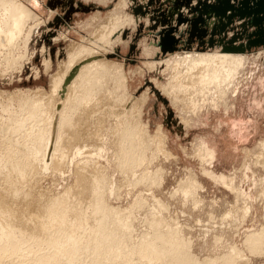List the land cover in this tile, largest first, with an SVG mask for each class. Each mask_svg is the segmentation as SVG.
<instances>
[{
	"label": "rangeland",
	"instance_id": "374dc122",
	"mask_svg": "<svg viewBox=\"0 0 264 264\" xmlns=\"http://www.w3.org/2000/svg\"><path fill=\"white\" fill-rule=\"evenodd\" d=\"M123 1H126L127 5L123 6ZM222 1L224 2V0L24 1L42 17V23L40 26L38 25L39 27L34 26L32 29L28 57L19 60L14 65H9L2 59L0 60V62L3 61L0 63V105H2L0 107V246L7 248L6 251L0 254V264H40L41 260L46 259L54 262V264H70L67 261L58 262V257L53 259L54 256L49 254L44 256L43 252L41 254V242L48 235L57 233L56 226H48L51 219H46V217L48 218V215L53 216L54 209H57L61 203L66 205L68 200V207L75 205L78 201L82 203V207H86L90 203L94 204L91 199L97 196L91 194V192L96 186L99 187L97 191H101L106 195L104 196L106 199L104 204L108 203L116 207L130 208L136 203L137 199L139 200H137V203L142 201L143 204L145 203L144 206L140 203L137 212H135L139 214V219L136 220L140 221L134 223V227L139 232L149 229L150 219L152 218L151 220L153 221L156 216V214L153 215V212L157 210L155 213H157L158 217L156 216L157 218L154 220H165L168 223L175 221L183 226V235L186 238L189 237L187 239L192 242L193 252L198 259L203 260L206 257L223 256V254H228L232 251L230 248L236 245L241 250L243 249L245 260L248 259L247 261H249L242 260L239 264H264V248L258 252H251L248 248H245L246 237L264 229V46H251L252 51H247L248 61L245 68L237 74L234 80H231L234 83L233 85L228 83L230 87L226 83L224 85L220 84L221 87H210L211 89H208V92L211 93L206 94L208 93L206 92L200 96L198 94L199 97L197 93H192L191 97L190 91L185 94L183 91L177 95L178 101L174 97L169 96L165 90L168 88L172 78L170 71L165 70L164 66L166 63L164 61L171 55L167 53L170 51L165 48L163 44L165 41L162 36L169 27L172 30L175 24H179L180 29L183 24L182 29L180 31L178 29L179 32L175 33V35H178L176 37L179 38L180 43L174 52L180 54L185 51L222 52L223 44L228 43L236 33H242L239 43L245 44L247 48L250 40L257 39L256 33L261 24L257 25L252 18H247L246 21H243L238 15L234 17L233 24L229 25V30L225 36L221 32L220 34L214 33L211 23L206 25L199 23V25L202 24L201 27L208 30L207 37L199 39L198 36H195L192 39L191 31L194 26L191 24L192 21L196 18L200 21L202 16L205 17L206 14L204 9L202 11L205 14L200 13V8H203L204 4H208V7H211V5L216 6ZM233 1V4L239 8L244 0ZM254 7L261 8L264 5H254ZM176 10L178 11L177 13L175 12ZM116 16H120L123 19L132 18L133 22L132 24L125 22L126 25L123 26L125 27L122 35L123 43H116L114 46L112 45L113 47L110 45L107 47L108 49H103L101 50L103 52H100L110 62L123 64L124 73L129 80V95L133 97L132 100L128 98H126L127 101L125 98L122 101L119 100L121 92L117 91L114 92L115 96L111 95L107 90L111 89L112 84L105 85L107 87L102 91L106 92L105 96L107 98L104 97L105 100L101 98L103 102L99 104V107L91 106V109H88L89 112L91 110L94 113L90 112L88 114L89 119L93 115L91 116L94 118L92 119L93 121L91 119V122L89 119L86 121L83 118L80 126L78 125L76 128L70 125L66 126L67 131L64 128L65 131H63L69 133L70 136L67 134L69 137L73 133L76 134L73 136L77 137L75 141L72 136V141L70 140L71 138L67 139L68 136L66 135V137H63L65 141H62L61 147L59 146L61 143H58L60 151L62 148L70 146L61 151V153H66L67 158L65 154H62L67 160L60 155L61 153L56 154V156L58 155V158H56L58 161L55 160V162L63 165L56 168L55 165H52L48 156L49 166H45L42 159L32 160L30 157L31 153L28 150L32 146L31 133L34 130L33 128H35V122L32 121V126L30 121H25L27 124L30 123V125L28 124V127L25 125L27 128L24 126L23 129L16 125L19 120L26 119L25 115L22 114V109L26 108V104H29L28 99L32 98V95H35L33 99H36L40 97L38 95L43 91L47 95L51 93L52 79L57 77L69 65L70 58L68 57L74 52V46L94 48L92 46L94 43L90 42H94L95 39L98 40V38H95L97 37L95 33L99 31V28L110 27L111 22L117 18ZM262 17H264V13ZM216 24L219 25L220 20L216 21ZM245 25L246 28L244 30L243 26ZM212 40H214V45L211 44ZM168 45L170 44L168 43ZM73 56H75V61H79L77 54L75 55L74 53ZM89 61L90 58L78 63V66H73L71 73H69V78L75 76L78 73V69ZM150 63L151 65H149ZM47 66L51 68L48 69ZM60 68L62 69L61 71ZM215 88L219 90L218 93ZM39 89L41 92H39ZM213 89L216 90V92L214 91L215 93ZM37 90L38 92H36ZM221 90L224 92H221ZM146 93L149 99L144 103L143 98ZM205 94L210 95L208 96L209 98H205ZM202 95H205V97L201 98ZM217 96L219 101L216 98ZM7 97L9 98L7 99ZM42 97L45 98V96ZM225 101L227 102L225 103ZM142 102L143 113L141 122L142 125L149 129V136L138 135L139 137L137 138L136 136L135 140L137 141L141 138L140 145L138 144L139 140L137 143L133 140L135 143H132L137 149L141 145L144 146V140L149 142L151 147L147 150V154L146 151L143 153L141 148L132 152L130 140L128 142L127 139L119 137L121 132L126 129L135 128L139 131L136 128V126L139 127L137 125L139 112L136 107L139 108L138 105L142 104ZM198 102L203 104L200 103V105L202 104L200 106ZM195 103L198 105V108L196 107L197 110L201 107L202 111L195 110L197 112L192 114L190 107L193 106L192 111H194V105L197 106ZM204 103L206 104L204 105ZM213 103H216L215 105L218 104L217 108ZM115 104L117 105L115 106ZM2 110L5 112L2 113ZM104 110H107V112ZM121 110L124 113L127 110L126 116ZM111 112L114 115H109ZM7 114L9 115L7 116ZM10 115H13V118ZM120 117H122V121L124 119L125 125L120 122ZM182 118L189 119L190 123L186 124ZM97 119H100L103 124L104 128H101L102 131H99L100 127L97 126L99 123ZM119 122L123 126H118ZM29 126L32 127L29 128ZM160 127L168 138L166 149L172 153L174 158L172 156L168 158L165 154L163 156L160 154L161 152L158 154L159 142L153 137L156 136ZM133 133L137 132H130L128 135L131 136ZM120 138L127 143H123ZM68 140L71 142H68ZM67 142L68 144H66ZM79 149H81V152H79ZM91 150L93 151L91 152ZM100 150L102 151L100 152ZM207 150L210 153H214L213 159L206 156ZM138 151L142 153L141 156L145 154L142 157L143 159L145 158L144 162L141 161V157H138ZM89 154L92 155L90 156ZM61 157H63V160L61 159L62 162H60ZM20 168L23 169L24 174L17 172ZM204 169L212 171L218 176H224L229 181L226 184H223L222 181V183L220 181L215 182L213 178L204 174ZM161 170L164 172H161ZM158 172L162 173L163 175L161 176L163 177ZM145 174L147 175L145 176ZM192 174V179L196 177V182L193 183L195 188L192 190L195 192L198 189L195 192L197 196L193 195L194 192L191 189L185 188L186 186L188 188L192 187L190 186L191 178H188ZM158 175L160 178H157ZM142 177L144 178L142 179ZM151 179L155 180L153 182H156V184H152ZM192 179L191 181H193ZM232 179H234V183L230 181ZM159 182H162L161 186H153L160 185ZM197 182L199 184L198 188L196 187ZM231 182L233 185L228 187ZM181 183H183V186ZM243 184L246 185L245 194L237 195L236 192V194L229 192L233 187L240 190ZM181 186L185 189L184 191H192L193 194H190L192 196L188 195L186 196L188 198H186L185 195L187 194L183 192ZM178 187L180 190L175 191ZM118 188L120 191L122 190L121 193L117 190ZM228 188L231 189L229 190ZM110 189L113 190L111 191ZM70 191L73 193L71 194ZM78 193L81 194L78 195ZM138 193H141V195L136 196ZM172 193H174L175 198L172 196L174 199L171 197ZM60 195H63V198ZM72 195L75 196L73 197ZM117 196L121 197V199H118ZM189 196L192 199L194 196L193 202L189 199ZM137 197H140V199ZM72 198L76 199L72 200ZM151 198H154V200ZM59 199L64 200H60L62 201L60 202ZM66 199L68 200L65 201ZM156 201H161L162 204H165L163 207H166L167 209H165L168 211L164 208H159L162 204H158L159 206L156 208ZM194 202H197V204L195 205ZM235 204L238 205L239 209H235ZM56 206L57 208H55ZM62 206L59 207L62 209ZM141 206L143 208L146 206V208L143 209ZM52 207L53 211L50 212H53V214L49 212ZM140 207L142 210H139ZM151 207L154 210H151ZM245 207H250V213L246 216V219L242 216ZM230 211L232 214L227 216L226 214L230 213ZM150 215H152L151 218L149 217ZM225 215L226 217H224ZM50 216L49 218L52 217ZM171 216L173 217L171 218L172 220L169 218ZM147 218L150 219L148 220ZM225 218L226 222L224 221ZM132 220L135 221V218ZM141 220L143 223H141ZM211 229L213 230L211 231ZM208 230L210 232H207ZM216 235L222 238L223 243L220 244L222 246H214V239L212 238ZM10 246H13L14 250H11ZM88 257V254H85V256L79 255V260L76 263L84 264L83 261L86 260L85 263L89 264L88 261H91V258ZM61 258L65 259L63 256Z\"/></svg>",
	"mask_w": 264,
	"mask_h": 264
},
{
	"label": "bare ground",
	"instance_id": "6f19581e",
	"mask_svg": "<svg viewBox=\"0 0 264 264\" xmlns=\"http://www.w3.org/2000/svg\"><path fill=\"white\" fill-rule=\"evenodd\" d=\"M24 1L25 0H0V60L2 59L4 62L9 63V65L10 64L14 65V63L19 62V60H22V59L28 57L29 52H30L29 45H30V41H31V37H32V35H31L32 29L34 28V26H38V25L40 26L42 23V21H41L42 17H40ZM102 1H107V0H102ZM233 2H234L233 0H224V2L222 1V2H220V4H218L216 6L211 5V7H208L207 6L208 4H204L203 8H200L201 9L200 13H202L204 15L205 13L202 11L204 9V11L206 12L205 17L202 16L200 21H199V19L196 18L191 23L194 25L192 28V31H191L192 39L195 36H198L199 39H201L205 36L207 37L208 30L204 29V27H201V25L202 24L206 25V24H210V23L212 24V26L214 28V30H213L214 33L220 34V32H221L225 36L227 31L229 30V28H228L229 25L231 23L233 24V22L235 20L234 17H236L238 15L239 17H241L243 19V21H246L247 18H252L253 21H255L257 25L261 24L257 30V33H256L257 39L256 40H253V39L250 40V43L248 44V48L246 47L245 44L242 45L243 43H239V38L242 36V33H240V34L236 33L229 42L227 41L228 43L223 44L222 52H220V51L219 52H217V51L216 52L215 51L214 52H208V51L207 52H192V51L186 52L185 51L184 53L180 54V53L174 52V50L177 49V46L180 43L179 38L176 37L178 35H175V33L179 32L180 29H182L183 24H182V27L180 29L178 26L179 24H175V26L173 27L174 29L172 28V30H171L169 27L168 30L166 29L167 32L163 34L162 38L164 39L166 37V39L169 40V42H166V43L163 42V44H164L165 48L170 51V52H167L168 55H171L167 58L166 61H164V63H166V65L165 66L163 65V66L165 67L166 71H170L171 78H172L170 84L168 85V88H166L165 90H166V93L169 94V96L174 97L176 99V101H178L177 95H179L183 91H184V94L187 93L188 91H190L191 97H192V93L193 94L197 93V96H198V94L200 96L201 94L208 92V89H211L210 87H214V86L221 87L220 84L224 85V83H226V85H228V87H230L228 83H232V85H233L234 83L231 80H234V78L237 76V74H239L240 71L245 68L247 61H248V52L247 51L252 49L251 46H253V47L254 46H264V25H263L264 17H262V15L264 13V7H261V8L260 7H254V5H256V6L259 4L264 5V0H244L239 8H237L236 5L233 4ZM122 4H123V6L127 5L126 1H123ZM122 4H121V6H122ZM175 12L177 13L178 11L176 10ZM118 17L115 20H113V22L110 21L112 24L109 22L111 24V25L109 24L110 27L106 28V27L102 26L103 28H101V29L99 28V31H97L95 33V36H97L95 38H98L99 41L93 37L95 40H94V42L92 41L90 43H94L92 45V46H94V48L84 47V46H74L75 45L74 44L73 45L74 46V52L72 53V55L70 57H68V58H70L69 65L68 66L66 65L67 67H66V69H63L64 71H61L62 69L60 68V71L63 73L60 72V74L57 77L54 76L55 78L52 79L53 81H52V86L50 89L51 93H49L47 95L44 93V91L41 92V90L39 89L40 90L39 92H41V93L38 95V97L40 96L39 97L40 99L39 98L33 99V96H35V95H32V98L30 97V99H28L29 104H26L27 106H26V108L22 109L23 111L21 110L22 114L25 115L26 119L19 120L16 123V125H18L21 129H23L25 125L27 126L28 124L30 125V123L32 124V121L35 122V124H34L35 128H33L34 130L31 133V145L32 146L30 145L31 148L28 150V152L31 153L30 157L32 158V160L42 159L44 165L49 166L48 160H47V156H48V157H50V162H52V165H55L56 168L63 165V164L60 165V163L55 162V160L58 161V159H56V158H58L57 157L58 155L56 156V154L61 153L62 149L68 147V146H66V147L62 148L61 151H60V149H58L59 146L61 147L62 141L63 140L65 141V139H63V137L64 136L66 137V135L69 134V133L64 132L65 131L64 128L66 126H69V125L71 127L73 126V128L78 127V125L80 126L83 118L86 119V121H87V119H89L88 114L91 112V110L89 112L88 109H91L90 108L91 106H94V107L96 106L95 108L99 107V104L103 102V101H101V98L104 99V97H106L105 96L106 92L102 91V90L105 87H107L109 84H112V87H111L112 90L111 89L107 90L109 94L114 95V92L119 91V93L121 92V95H119L117 93V95L121 96V98L119 100L122 101L124 98H125V100H126V98H128L129 100H132L133 97L129 95V80H128L126 74L124 73L123 64H116L114 62H110L103 54H101V52H103L101 50L106 49L110 45L114 46L116 43H118V44L123 43L122 35L124 33V30H125V27H123V26L126 25L125 22L130 23V24H132V22H133L132 18H124L123 19L122 17L120 18V16H118ZM218 20H220L219 25L216 24V21H218ZM108 21H109V19H108ZM199 23H202V24L199 25ZM245 28H246V25L243 26L244 30H245ZM178 29H179V31H178ZM214 33H213V35H214ZM222 34H221V36H222ZM171 40H173L174 44H171V42H170ZM213 42H214V40H212L211 44H213ZM168 43L170 45H168ZM164 46H162V47H164ZM106 51H108V50H106ZM74 53H75V55L77 54V57L79 56L78 57L79 61L74 60V57H75V56H73ZM164 53H166V52H164ZM80 56H82V57L80 58ZM89 58H90V61L88 63H86L87 62L86 61L85 62L86 64L82 65L80 67V69H78V73L75 76H73L72 78H69V73H71V69L73 68V66H75L78 63H80L86 59H89ZM3 61H1L0 63H2ZM161 63H163V62H161ZM47 64H49V63H47ZM155 64H153V65H155ZM149 65H151V63ZM147 67H148V65H147ZM10 68H11V66H10ZM49 68H51V67H48V69ZM105 85H107V86H105ZM224 87H226V86H224ZM228 87H226V88H228ZM215 89H217V88H215ZM224 90H226V89H224ZM214 91L216 92V90L213 89V92ZM218 91L219 90L217 89V93H218ZM222 91L223 90H221V92ZM36 92H38V90ZM103 92H105V94H103ZM209 93H211V92H208L206 94H209ZM35 94H38V93H35ZM223 94H225V93H223ZM226 94H227V92H226ZM11 95H12V97H14L13 94H11ZM111 95H108V96H111ZM205 95H202L201 98H204ZM218 95H220V94H218ZM42 96H45V98ZM208 96H210V95H206L205 98H207ZM2 97H4V96H2ZM185 97H186V95H185ZM187 97H188V95H187ZM8 98L9 97H7V99ZM21 98H23V97H21ZM216 98H218V96ZM224 98H225V96H224ZM93 99H95V100L93 101ZM148 99H149V97L146 93L144 95V98H143L144 103H146ZM182 99H184V98H182ZM188 99H187V101H188ZM195 99H197V98H195ZM115 100H113V101L115 102ZM202 100H204V99H202ZM218 101H219V98H218ZM12 102H13V100H12ZM196 102H197V100H196ZM202 102H200V103H202ZM211 102H212V100H211ZM226 102L227 101H225V103ZM124 103H126V102H124ZM200 103H199V105H200ZM117 104H115V106ZM119 104H120V102H119ZM205 104L206 103H204V105ZM218 104H219V102H218ZM121 105H123V104H121ZM142 105H143V102H142V104L140 103V105H138L139 108L136 107L138 112H139V117L137 119V122H138L137 125L139 127L136 126V128L139 131H137L134 128L131 130L126 129L123 132H121V134L119 133L120 134L119 137H121L122 139L125 138L128 140V142L130 140V143H131L130 149L132 150V152H134L136 149V147L133 146L134 145L133 143H135V142L137 143V141L139 140L138 144L140 145L141 138L136 141L135 140L136 136H137V138L139 137L138 135L149 136V129L146 128L144 125H142V122H141V118H142L141 115L143 113V106ZM217 105H215L216 108H217ZM1 106L2 105H0V107ZM192 107L193 106L190 107L191 109L188 107H183V108L190 109L191 112H193L192 114H195L194 112H197L198 110L202 111V109H200L201 107L197 110L198 105L197 106L194 105V107H195V109H193L194 111H192ZM125 108H126V105H125ZM195 110H197V111H195ZM104 111L107 112V110H104ZM126 111H125V113H126ZM3 112H5V111L2 110V113ZM14 112L17 113L16 111H14ZM125 113H124V115H125ZM92 114H94V113H92ZM95 114H97V113H95ZM111 114L114 115V113H112V112L109 115H111ZM8 115L9 114H7V116ZM84 115H86V116H84ZM10 116H12V118H13V115H10ZM91 116H93V115H91ZM91 116H90V119L91 120L94 119ZM186 118H184V119L182 118V120L186 124H189L190 120L186 119ZM9 119H10V117H9ZM119 119H120V122H122L125 125L124 119H123V121H122V117H120ZM91 120H90V122H91ZM97 120H98L97 122H99L97 126L100 127L99 131L100 130L102 131L101 128H104L103 124H102L100 119H97ZM3 121H4V119H3ZM25 121H30V123L27 124ZM83 122H84V120H83ZM120 125H122V124L120 123L118 126H120ZM32 126H33V124H32ZM32 126H29V128ZM118 126H117V128L119 129ZM71 127H70V129L73 130V128H71ZM123 128L125 129V127H123ZM66 131H67V129H66ZM17 132L18 131H16V133ZM118 132H120V131H118ZM118 132H117V134H118ZM130 132H137V133H133L131 136H129L128 134ZM139 132H140V134H139ZM17 134H19V133H17ZM74 134L75 133H73L71 135L73 136ZM21 136H22V134H21ZM69 136H70V134H69ZM69 136L67 137V139L71 138L70 140H72V136L71 137H69ZM76 137H74L75 141H76ZM119 137H117V138L119 139ZM150 138H152V137H150ZM153 138H156L159 142V146L157 149L158 154L161 152L160 154L163 156L166 155L168 158H170L171 156L173 157L172 153H170L166 149L167 143H168V141H167L168 138H167V135L164 134L163 129L161 127L157 130V134ZM122 139H121V141H122ZM133 140L135 142H133ZM59 142L61 143L60 145L58 144ZM68 142H71V141L68 140ZM68 142L66 144H68ZM123 143H127V142L124 141ZM123 143H121V144H123ZM142 146L143 145H141V147L137 148L136 150H139L141 148V150L143 149V153H145V151H146V154H147V152H148L147 150L150 149L151 144L144 140L143 148H142ZM128 148H126V149H128ZM79 150H80L79 152H81V149H79ZM57 151H59V152H57ZM92 151L93 150H91V152ZM101 151L102 150H100V152ZM140 151H138L139 154L137 153L138 157H141V161L144 162L143 160L145 158L143 159L142 157H144L143 155H145V154H143L141 156L142 153ZM202 151L204 152V150H202ZM68 152H70V151H68ZM62 153L60 154L61 156H63V154H65V156H66V153H63V154ZM133 154H135V153H133ZM205 154L207 157H210L211 159L214 158L213 152L210 153L207 150ZM67 155H69V154H67ZM96 155H97V153H96ZM28 156H29V154H28ZM79 156H80V154H79ZM102 156H104V155H102ZM63 157L60 158V162H62L61 159L63 160ZM67 157L68 156H66V158ZM135 158H137V157H135ZM155 158H157V157H155ZM204 158H205V155H204ZM146 159H147V157H146ZM165 159H167V158H165ZM32 160H30V161H32ZM66 160H64V161H66ZM263 163H264V160H263ZM22 170L23 169L20 168L19 171H17V172L24 174V171H22ZM159 172H158V174H160V176L163 175L162 173H159ZM161 172H164V171L161 170ZM203 172L207 176H210V178H213L215 180V182L216 181H220V182L222 181L223 184H226L227 181H229V180H227L226 177L220 176V175L218 176L212 171L204 169ZM153 174H155V173H153ZM146 175L147 174H145V176ZM152 175H151V178H152ZM158 177H159V175L157 176V178ZM161 177H163V176H161ZM192 177H193V174L190 175V177H188V178L192 179ZM143 178L144 177H142V179ZM188 178H187V180H188ZM195 178L192 179L193 181H191V179H190V182H191L190 186H192V187L188 188L185 185L186 186L185 188L191 189V190L193 188H195L194 184H193L194 182H196ZM233 180L234 179H232L230 181L233 182ZM153 181H155V180L151 181L152 184L153 183L156 184V182H153ZM158 181H157V183H158ZM245 181H247V180H245ZM232 182H231V185H229L228 187H231L233 185ZM159 183H160V185L158 184V185H153V186H161L162 182H159ZM181 184L183 186V183H181ZM188 186H189V184H188ZM198 186H199V184L197 182L196 187L198 188ZM148 187H150V186H148ZM235 187H237V186H235ZM97 189H99V187L96 186L93 189V192H91V194L97 196L96 198L91 199L92 202H94V204L90 203L86 207H82V203L80 201H78V203L76 202L75 205L74 204H73V206L71 205L72 207L71 206L68 207V205H69V203L67 205V202H69V200H68L69 197H68V199L65 200V201L68 200L66 202V205L64 204L65 206L63 205V203H61L59 205V206H62V205L64 206V207L62 206V209H61V207L58 206V208H57V206H56L55 208H57V209H54V214H53V212H50V211H53V207H52V210H49V212L52 213L53 216L51 215L52 216L51 217L50 215H48V218L46 217V219H49V220L51 219V221H52V222L49 221L50 225H48V226L49 227L50 226L53 227V225H54V227L56 226L55 228L57 230V233L48 235V237L41 242V246H40L41 254L43 252L44 256H47V254L54 256L53 259H55V257H58V262L61 261V263H62V262L67 261V263L70 262V264H74V263L77 264L76 262H77V260H79L78 256L79 255L85 256V254H88L89 257L91 258V261L90 260L88 261L89 264H239L240 262H242V260L246 259L244 256L245 253H243V251H242L243 249L241 250L236 245H234V246H232V248H230L232 251H230L228 254L227 253L223 254V256H216L215 255L216 257H214V258L213 257L212 258L206 257V258H203V260L198 259V257L193 252L192 242L190 240H188L189 237H187L188 238L187 239L183 235V232H182L183 226H181L180 224H178L174 220H173L174 222H172L171 221L172 220L171 218H173L172 216L169 217L171 220L168 219L169 221H171V223L170 222L168 223L165 220H160V219L154 220L155 218L158 217L157 213H155V211H157V210H155L153 212L154 213L153 215L156 214V216H157V217L156 216L154 217L153 221L151 220L152 215L149 216L151 218V219L149 218L151 221V223L149 222V224H148L149 229L148 230L146 229L143 232H141V231L139 232V231H137L138 229H136L134 227V223H137L140 221V220L139 221L136 220V219H139V217H138L139 214H136L135 212H137V209L139 207L138 205L140 203L143 204V201L140 200L142 202L137 203V200H138L137 199L136 200L137 204L134 202L136 205L134 204L130 208H121L122 206L116 207V206H113V205L108 204V203L104 204L106 202L105 201L106 199L104 196H106V195H104V193H102L101 191H97ZM178 189L180 190V188L178 187L175 191H177ZM182 189H183V187H182ZM117 190L120 191L119 188ZM184 190L185 189H183V192L185 194H187V195H185V197L190 195V194H193V192H194L193 190H192L193 192L187 191V190L184 191ZM197 190L198 189H196L195 192ZM200 190H202V189H200ZM231 190H233V191L235 190V191L233 192ZM231 190L229 192H232V193L236 192L237 195H240L241 193L245 194L246 185L243 184L241 186L240 190H237V188L234 189V187ZM121 191H120V193H121ZM195 192L193 194L194 196L196 195ZM70 193H71V191H70ZM179 193H181V192H179ZM184 193H182V194H184ZM79 194H81V193H78V195ZM173 194L174 193H172L171 197L172 196L174 197ZM175 194H177V193L175 192ZM68 195H70V194H68ZM139 195H141V193L140 194L138 193L136 196H139ZM60 196H61V198H63L62 197L63 195H60ZM119 196H117L118 199L119 198L121 199V197H119ZM190 196H192V195H190ZM190 196H189V199H191L193 202L194 196H193V199ZM137 198L140 199V197H137ZM186 198H188V197H186ZM56 199L58 200V198H56ZM73 199L74 198H72V200ZM60 200H64V199H59V201ZM72 200H70V201H72ZM152 200H154V198ZM55 202H57V201H55ZM60 202H62V201H60ZM144 202H145V200H144ZM236 202H237V200H236ZM57 203H59V202H57ZM146 203H147V201H146ZM153 203H155V202H153ZM194 203H193V205H194ZM155 204H157L156 208H158V206L162 203H161V201H156ZM155 204H154V206H155ZM196 204H197V202L195 203V205ZM144 205H145V203L142 206H144ZM151 205H153V204H151ZM164 205L165 204H162L161 205L162 208L160 206H159V208L163 209ZM147 206H149V205L147 204ZM234 206H236L235 209L238 208L237 207L238 205L235 204ZM141 207L139 208V210L140 209L142 210L143 207L142 208ZM193 207H196V206H193ZM144 208H146V206ZM59 210H61V211H59ZM151 210H154V208L151 207ZM166 211H168V210H166ZM162 212H164V210H162ZM148 213H150V212H148ZM249 213H250V207H247V208L245 207V209L242 212V214H243L242 216H244V218L246 219V216H248ZM231 214H232V212L230 211V213H227L226 215L228 216ZM226 215L224 217H226ZM49 216L51 218H49ZM134 218H135V221L132 220ZM159 218H160V216H159ZM229 218H230V216H229ZM221 219H222V217H221ZM224 221L226 222V218L224 219ZM146 222H148V221L146 220ZM47 223H48V221H47ZM141 223H143L142 220H141ZM240 224L242 225V223H240ZM144 225H145V222H144ZM44 226H46V225L44 224ZM214 228H215V226H214ZM212 230L213 229H211V231ZM207 232H210V231L208 230ZM207 235H209V234H207ZM212 239H214V246L215 247L216 246H218V247L222 246V245H220L223 243L222 238H220L216 235ZM223 246H225V245H223ZM245 248H248V250H250L251 252H258V251H260V249H263L264 248V229H263V231L260 230V232H254V233L248 235L246 237V247ZM10 249L14 250V247L10 246ZM6 250H7V248L5 246H0V254ZM57 253H58V255H56ZM218 255H219V253H218ZM251 255H252V253H251ZM61 256L65 257V259L61 258ZM85 259H87V258H85ZM247 260H245V261H247ZM85 262H86V260H84L83 263L87 264ZM247 262H249V261H247ZM40 264H54V262L46 259V260H41ZM80 264H82V263H80Z\"/></svg>",
	"mask_w": 264,
	"mask_h": 264
},
{
	"label": "water",
	"instance_id": "95a60500",
	"mask_svg": "<svg viewBox=\"0 0 264 264\" xmlns=\"http://www.w3.org/2000/svg\"><path fill=\"white\" fill-rule=\"evenodd\" d=\"M165 42H169V40L166 39V37L163 39ZM171 44H173V40L170 41Z\"/></svg>",
	"mask_w": 264,
	"mask_h": 264
},
{
	"label": "crops",
	"instance_id": "0c3cea01",
	"mask_svg": "<svg viewBox=\"0 0 264 264\" xmlns=\"http://www.w3.org/2000/svg\"><path fill=\"white\" fill-rule=\"evenodd\" d=\"M50 22V21H49Z\"/></svg>",
	"mask_w": 264,
	"mask_h": 264
}]
</instances>
